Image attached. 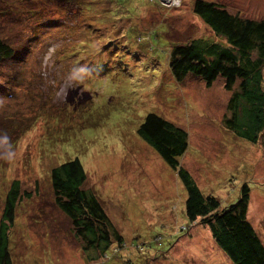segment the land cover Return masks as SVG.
Instances as JSON below:
<instances>
[{"label":"rangeland","instance_id":"374dc122","mask_svg":"<svg viewBox=\"0 0 264 264\" xmlns=\"http://www.w3.org/2000/svg\"><path fill=\"white\" fill-rule=\"evenodd\" d=\"M194 0H0V218L10 181L29 193L16 207L13 264H232L206 225L184 213L186 190L136 130L149 112L188 135L180 165L220 206L249 187L247 218L264 244V134L224 125L231 91L169 69L175 44L211 36ZM231 14L264 16V0H209ZM74 65L83 84L69 86ZM14 152L12 158L6 154ZM77 157L125 247L110 258L82 248L54 202L52 167Z\"/></svg>","mask_w":264,"mask_h":264},{"label":"trees","instance_id":"16d2710c","mask_svg":"<svg viewBox=\"0 0 264 264\" xmlns=\"http://www.w3.org/2000/svg\"><path fill=\"white\" fill-rule=\"evenodd\" d=\"M192 10L208 26L211 36L173 45L170 72L177 81L189 74L206 86L222 79L224 89L231 91L230 117H225L224 125L255 142L264 134V16L250 19L231 14L221 4L209 0H194ZM13 55L12 44L0 37V63ZM136 132L177 171L186 190V218L206 225L215 245L232 264H264V244L247 218L248 185L242 184L236 202L221 207L220 201L203 193L180 165L188 145L183 128L149 112ZM49 178L54 202L69 218L76 236L84 240L82 248L88 259L95 258L94 251L110 258L117 255L125 247L124 237L94 191L84 187L86 174L81 161L74 157L57 164L51 168ZM28 197V192L20 190L19 180L10 181L3 195L0 218V264H13L10 229L17 205Z\"/></svg>","mask_w":264,"mask_h":264},{"label":"clouds","instance_id":"9594fccd","mask_svg":"<svg viewBox=\"0 0 264 264\" xmlns=\"http://www.w3.org/2000/svg\"><path fill=\"white\" fill-rule=\"evenodd\" d=\"M88 68L84 65H74L69 72L67 77L69 86H75L78 84H83L87 78ZM8 137L7 135L0 136V143L7 144ZM14 156V152L9 151L6 154V158H12Z\"/></svg>","mask_w":264,"mask_h":264}]
</instances>
